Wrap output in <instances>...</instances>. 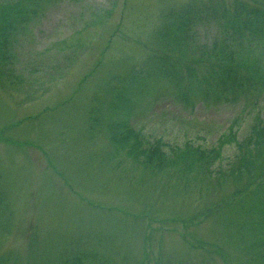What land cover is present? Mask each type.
Masks as SVG:
<instances>
[{"label":"rangeland","instance_id":"374dc122","mask_svg":"<svg viewBox=\"0 0 264 264\" xmlns=\"http://www.w3.org/2000/svg\"><path fill=\"white\" fill-rule=\"evenodd\" d=\"M235 2L0 0V264H264L261 162L231 175L264 128V32L230 41L261 83L234 101L206 82L247 23ZM119 136L216 155L153 169Z\"/></svg>","mask_w":264,"mask_h":264},{"label":"trees","instance_id":"16d2710c","mask_svg":"<svg viewBox=\"0 0 264 264\" xmlns=\"http://www.w3.org/2000/svg\"><path fill=\"white\" fill-rule=\"evenodd\" d=\"M235 5L244 14L247 23H239L236 29L234 26L231 27L228 34L231 39L227 38L224 41V47L221 50H217L215 46L208 48L209 53L206 60L208 72L206 82L209 84V88L219 98L232 97L234 101L245 96L254 85L255 80H258L260 83L262 82V75L252 66H249V68L252 69L254 74L249 79L247 78L249 74H242L238 68L231 67V64H237L239 62L241 64L247 63L241 55L238 43L235 42L234 48L231 49L230 41L238 40L241 42L244 39L252 41L256 37L254 32L256 28L264 32V0H236ZM114 140L118 143L117 147L119 150L126 151V155L132 156L135 160H139L138 158L141 156L142 164L153 169L165 167L167 164H185V166L191 169L196 166L199 171H206L205 165L211 160L213 155H216L215 151L206 152L199 147L192 148L186 146L185 150L176 154L177 158L175 160H168L167 163L161 156L158 147L138 154L139 152L134 151L137 146L136 143L129 142V137L119 136L116 139L114 138ZM251 144L256 149L254 153L251 152ZM237 146L240 149L244 148L245 152L239 158L235 167L231 169V175L236 174L237 171L241 173L248 172L245 169L251 163L254 164L259 160L262 169L260 172L257 170L254 172V177L246 183L244 189L261 187L260 180L264 176V128L259 129L254 125L251 136L243 142H237ZM191 153H194V155H191ZM262 246L264 248V242Z\"/></svg>","mask_w":264,"mask_h":264}]
</instances>
